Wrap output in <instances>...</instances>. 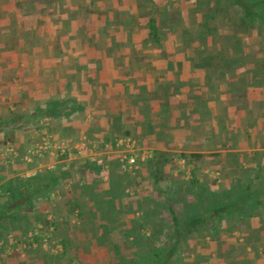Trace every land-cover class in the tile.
I'll return each instance as SVG.
<instances>
[{"label":"crops","instance_id":"obj_1","mask_svg":"<svg viewBox=\"0 0 264 264\" xmlns=\"http://www.w3.org/2000/svg\"><path fill=\"white\" fill-rule=\"evenodd\" d=\"M43 171L0 264L131 263L169 197L182 264H264V0H0V193Z\"/></svg>","mask_w":264,"mask_h":264},{"label":"trees","instance_id":"obj_2","mask_svg":"<svg viewBox=\"0 0 264 264\" xmlns=\"http://www.w3.org/2000/svg\"><path fill=\"white\" fill-rule=\"evenodd\" d=\"M192 157L196 158L197 161L203 158V156L201 155H192ZM185 158L187 162H190V160L192 159V158L190 159V156H185ZM94 172H98V170L94 169ZM83 173L86 174L87 172L84 171ZM154 174H156L157 182H160L159 181L161 178L159 175L160 170L155 169ZM60 175L63 176V178L67 179L68 181H70L71 179L70 175L68 174L64 173L63 175L62 174ZM151 175H152V170H151ZM83 178L84 176L81 179ZM85 179L88 181V184L83 186L82 192H86L88 190V193L91 194L95 191H98L101 193V195H104L103 193L105 192L100 187L99 181L93 183L92 178L85 177ZM94 179L98 180L95 177ZM67 180L66 182H68ZM58 182H59V177L57 179L56 173L51 171H43L42 173H38L36 177L31 179L25 180L21 178H13L10 181H7L5 184H3L0 193V237L7 240L8 235H10L9 233L11 231H15V232L17 231L16 224L18 223H21L23 229H25L27 225L30 224L31 222L30 214H32V212H34L37 209V206L36 208L34 206V200L38 199L41 195H45L46 191H49L51 188H55ZM41 183H45V186H40ZM74 187L75 189H81L80 183L76 182V180ZM150 189L148 190L150 191ZM61 191H63V194L66 193L63 187ZM68 192L70 191L68 190ZM169 199L167 200L166 197V199L164 200L167 201L165 202V207H164L165 209L162 212L170 213V220L172 222L171 225L173 226V233L170 234L168 233V236L173 241L172 247L169 250H165L164 252L163 249L156 247L153 244L151 245L146 244V246L143 244L145 247V254L136 256L135 250H133V252L131 253V257L134 256L133 261L128 264H182L184 262V259L180 257L181 255L180 247L183 246L184 242L190 240L191 237H193L194 235L193 232L197 230L198 226L201 223L208 221L209 223L214 224V222L216 221L218 222L219 220V217H216L214 214H212V217L209 216L208 218L200 217V216H196V217L192 216L186 219L182 224L181 219L175 214V211L172 208V202H170ZM159 201L157 202V205H159V203L160 204L162 203V201L160 202ZM209 205L211 208L215 209L219 204L210 202ZM199 206L200 203H198V205L195 206V208H199ZM168 224L169 223L167 222L166 226H168ZM103 233L105 232L102 231V234ZM135 238L136 241L142 244L143 238L141 235L136 234ZM35 241L39 243L40 238L35 237ZM116 264H126V259L122 257L121 259L117 260Z\"/></svg>","mask_w":264,"mask_h":264},{"label":"rangeland","instance_id":"obj_3","mask_svg":"<svg viewBox=\"0 0 264 264\" xmlns=\"http://www.w3.org/2000/svg\"><path fill=\"white\" fill-rule=\"evenodd\" d=\"M37 154H40V153H37ZM37 154H35V155H37ZM134 156L136 157V159L145 158L147 160L150 155H148L146 153H142L141 156H139V155H134ZM180 161H183V160H180ZM152 181L155 182V178L154 177H153ZM170 201H171V198H170ZM172 205L175 206L176 203L173 202ZM176 210H177V208H176ZM180 212H181V214H180ZM180 212H178V210H177V216L181 219V223L183 224V222L186 219H188L189 216L185 217V215L183 214V211H180ZM192 212L194 214H197L198 213V211H197V209L195 207L193 208ZM187 214H188V212H186V215ZM156 219L154 218V220L151 221L148 218L143 217L141 219V221L139 222V224H138V228H137L136 233H138V235H141L142 236V238H143L142 239V245L144 244L146 246V244L147 245L153 244L156 247H159V248L163 249V251L165 252V250H169L172 247V245H173V241L168 236V231H169L168 230V226H166V223L168 221H170V220H168L170 218H169V216L167 218H165L164 215L161 214L160 217H159V215H157L156 216ZM141 222H142V225H141ZM134 229H136V226L134 227ZM43 235L45 236L44 238H47V239L49 238L47 233H43ZM135 235H133V236L135 237ZM134 239L136 241V238H134ZM4 240H5L4 238L0 237V242H1L0 243V247H3L4 248V247H7L8 246L7 245L8 243L7 242L4 243ZM138 243H140V242H138ZM9 246L11 248L15 246V243L13 241V238H12V240L11 239L9 240ZM144 249H145V247H144ZM180 250H181L180 251L181 252L180 257H182V259H185L187 257L186 250L183 249V246L180 247ZM130 252L127 255L129 260L131 258L133 259V257H131ZM15 254H17V253H15ZM144 254H145V250H144ZM199 261H200V259L197 260V262H199ZM1 264H4V263L2 262Z\"/></svg>","mask_w":264,"mask_h":264},{"label":"built area","instance_id":"obj_4","mask_svg":"<svg viewBox=\"0 0 264 264\" xmlns=\"http://www.w3.org/2000/svg\"><path fill=\"white\" fill-rule=\"evenodd\" d=\"M126 159H128V164L131 166V167H134L135 165H136V163H137V159H136V157L135 156H130V157H128V158H126ZM11 240H12V236L11 237H9ZM10 239H8V240H10Z\"/></svg>","mask_w":264,"mask_h":264}]
</instances>
